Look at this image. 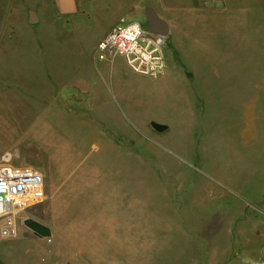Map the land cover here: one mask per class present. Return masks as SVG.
I'll return each instance as SVG.
<instances>
[{
	"label": "rangeland",
	"instance_id": "374dc122",
	"mask_svg": "<svg viewBox=\"0 0 264 264\" xmlns=\"http://www.w3.org/2000/svg\"><path fill=\"white\" fill-rule=\"evenodd\" d=\"M25 2L28 0H11L10 6L5 7L6 0H0V14L25 16ZM148 3L142 0L140 7L115 8L108 2L90 10L86 17L79 16L82 24L63 19L56 25L45 21L44 15H52V9L36 7L35 14L40 18L37 23L12 25L14 48L29 49L32 45L30 42L24 45V40L39 41L40 58L32 64L38 63L41 69L36 78L25 82L24 91L32 100L27 107L22 109L20 103L9 105L17 118H10V112L0 109V144L5 132L13 139L7 143L14 145L15 149L10 151L16 154L14 161H25L24 164L41 171L45 198L18 215L17 237L5 239L0 235V264H23L22 261L39 264L44 260L73 263L71 255L76 250L87 244H100L103 237L117 236L123 226L118 223V215L124 214L125 201L121 198L125 192L141 193L142 202L150 204L140 209L144 222L157 212L174 215L181 220L184 231L189 232L190 245L183 247L186 254H181L182 262L172 264H233V210L243 212L239 219L256 214L255 224L264 223V185H253L260 193H246L233 185V153L220 152L212 135L200 132L203 121L199 120L202 109L196 81L183 87L191 102L186 105L180 98L177 102L179 108L190 109L189 120L169 118L166 90L161 92L147 78L133 74L120 56L106 64L108 68L111 66L109 72L97 74L98 77L106 74L111 82L121 80L109 88L107 107L92 97L97 91L100 99L101 91L94 88L97 78L91 69L102 68L106 63L97 58V42L120 17L148 27L145 10L151 7L144 6ZM151 9L163 20L176 10ZM202 24L201 30L205 31L198 32L196 25L194 33L198 39L194 47L190 45L194 50L192 66L207 63L209 44H214V40L218 45L227 40L223 23ZM206 27L217 30L213 34ZM205 37L207 46L203 50L200 41ZM163 51L167 57L172 54L171 40L163 45ZM263 64L261 61L258 66ZM42 100L46 116L43 154L33 144L32 133L37 128L38 119L34 118L42 111ZM154 121L167 124L169 130L156 132L150 126ZM214 125V120L207 121L211 131L213 127L217 132L227 130L225 123ZM27 131L30 134L26 139ZM97 164L103 165L99 170L104 173L108 164L109 171L111 216L106 229L102 227L101 216L106 201L90 198L92 194L79 190V182L90 181L91 172L98 171L94 168ZM242 169L238 167V171ZM257 196H262V200L255 202ZM29 218L48 227L51 236L35 237L23 225ZM1 224L0 220V227Z\"/></svg>",
	"mask_w": 264,
	"mask_h": 264
},
{
	"label": "crops",
	"instance_id": "0c3cea01",
	"mask_svg": "<svg viewBox=\"0 0 264 264\" xmlns=\"http://www.w3.org/2000/svg\"><path fill=\"white\" fill-rule=\"evenodd\" d=\"M10 1L6 0L5 7L10 6ZM148 1L149 3L144 6L176 9L170 15L167 14L164 20L155 12L168 26L164 44L170 40L173 42L172 54L169 53L167 57L162 46L163 65L153 68L152 74L143 72V69H140L141 71L131 69L128 61L123 58L125 65L133 74L150 80L161 92L166 90V100L169 97L167 100L169 106L166 110L171 119L189 120L187 116H189L190 109L184 106L179 108L177 102L178 98L185 100L186 105L191 102L183 87L185 84L189 85L196 81L198 99L202 109L199 120L203 121L200 132L208 131L207 134L212 135L214 144L219 146L220 152L233 153V185H238L246 193H260L253 185L256 183L264 185V64L258 66L259 62L264 63V0ZM108 2L115 8L143 5L142 0H130L129 3L127 0H28L24 4L27 8L25 16L0 14V109L5 108L6 113L10 112V118H17L13 114V108H9V105L20 103L23 109L32 101L28 93L24 91V85L31 77L36 78L41 69L38 63L32 64L40 58L39 41L36 38L24 40V45L30 42L32 48H14L15 28L12 25L29 24L27 13L30 10L35 12L36 7L52 9V15H44L47 16L45 21L48 23L56 25L61 24L63 19H68L66 22L82 24L80 19H77L79 16L86 17L90 10L106 5ZM202 22L212 25L223 23L227 40H223L226 42L219 45L214 40L216 43L209 44L210 52L207 63L192 66L190 63L194 50L191 46L194 47L198 39L194 31L196 25L199 26L197 27L198 32L205 31V29L201 30L200 25H204ZM55 28L56 26L54 30H57ZM210 30L214 34L217 29L213 31L214 28H210ZM200 42L202 44L200 49L206 50L207 38L205 37ZM108 63L110 64L108 61L104 62L102 68L91 69L96 74L95 79L97 78L94 88L101 91L100 99L97 91L92 93V97L97 99L96 103L101 102L106 107L109 103V88L114 82H121L119 78L114 82L109 81L104 73L100 77L97 76L101 71L109 72L111 66L108 68L109 65L106 66ZM42 70L44 71V67ZM37 99L40 102L39 97ZM41 103L43 108L34 118L38 119V124L37 128H33L32 133L33 144L43 154L45 152L44 120L46 116L43 100ZM98 113L96 111L97 115ZM103 113L104 111L100 114ZM212 120H214V126L225 123L227 130L217 132L213 127L211 131L210 126H207V121L210 123ZM163 125H166V130H169L167 124ZM19 134L23 135L21 131ZM29 134L30 131L25 133L26 139L29 138ZM1 135L0 155L15 149L14 145L10 146L7 143L13 141L11 136L9 137L5 132ZM17 151L19 155V150ZM26 153L29 154V151ZM14 163L22 165L25 161L16 160ZM99 167L103 168V165H94L98 171L91 172L90 181L79 182L81 187L79 190L81 189V193L84 194H92L90 198L106 201L105 207L101 210V216L104 217L102 227L106 229L109 227L111 216L109 171L108 164L105 173L103 170L100 171ZM238 167L244 169L238 171ZM84 185H86V192L82 191ZM121 199L125 201L124 214L118 215V223L123 226L119 227L117 236L108 237V239L103 237L100 244H87L81 250H76L71 255L73 263L70 264L181 263V254H186L183 247L187 248L190 245V236L187 235L189 232L184 231L181 220L178 217L176 219L174 215L168 216L157 212L153 215L155 217L150 218V221L144 222L140 209L150 204L142 202L141 193L125 192ZM259 199L262 200V196H257L254 201ZM255 215L239 219V216H244L243 212L240 209L233 210V217L235 216L233 218V264L264 263V223L261 221V224H255ZM18 232H20L19 227ZM216 240L215 237L213 240L215 246L217 245ZM200 246L198 244V247ZM22 263L26 264L24 261ZM39 264L62 263L56 260H44Z\"/></svg>",
	"mask_w": 264,
	"mask_h": 264
},
{
	"label": "built area",
	"instance_id": "2783aa9c",
	"mask_svg": "<svg viewBox=\"0 0 264 264\" xmlns=\"http://www.w3.org/2000/svg\"><path fill=\"white\" fill-rule=\"evenodd\" d=\"M164 41V37L152 34L149 28L120 17L97 42V58L111 62L120 56L128 61L131 69L152 74L153 68L163 65ZM15 157L11 152L0 155V235L5 239L17 237L18 215L45 198L41 171L31 165L15 164Z\"/></svg>",
	"mask_w": 264,
	"mask_h": 264
},
{
	"label": "water",
	"instance_id": "95a60500",
	"mask_svg": "<svg viewBox=\"0 0 264 264\" xmlns=\"http://www.w3.org/2000/svg\"><path fill=\"white\" fill-rule=\"evenodd\" d=\"M27 21L29 24H35L38 22L37 15L34 11H28ZM145 22L150 30V32L154 35L166 37L168 33V26L167 24L161 20L155 11L151 8L145 10ZM150 126L156 132L161 133L166 130V125L159 124L156 122H151ZM23 225L27 228L35 237L43 239L48 238L51 236V231L48 227L32 220V219H25L23 221Z\"/></svg>",
	"mask_w": 264,
	"mask_h": 264
}]
</instances>
